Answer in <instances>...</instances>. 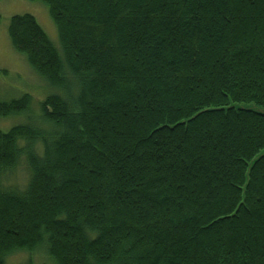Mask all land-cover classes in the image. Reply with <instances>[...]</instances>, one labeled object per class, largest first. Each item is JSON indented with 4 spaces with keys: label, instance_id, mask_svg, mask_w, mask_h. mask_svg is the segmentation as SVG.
<instances>
[{
    "label": "trees",
    "instance_id": "trees-1",
    "mask_svg": "<svg viewBox=\"0 0 264 264\" xmlns=\"http://www.w3.org/2000/svg\"><path fill=\"white\" fill-rule=\"evenodd\" d=\"M42 1L62 51L8 35L61 92L0 130V264H264V0Z\"/></svg>",
    "mask_w": 264,
    "mask_h": 264
},
{
    "label": "rangeland",
    "instance_id": "rangeland-1",
    "mask_svg": "<svg viewBox=\"0 0 264 264\" xmlns=\"http://www.w3.org/2000/svg\"><path fill=\"white\" fill-rule=\"evenodd\" d=\"M33 15L57 47L61 49L59 35L48 6L42 0H0V100L18 98L29 94L32 102L25 114L0 117V130L8 131L15 125L36 120L41 123L40 103L50 94L61 91L52 87L30 66L23 52L16 50L9 38L8 27L14 15ZM62 51V49H61ZM14 173V172H13ZM27 176L25 166L13 174V182H22ZM44 248L34 252H16L7 259V264H42Z\"/></svg>",
    "mask_w": 264,
    "mask_h": 264
},
{
    "label": "water",
    "instance_id": "water-1",
    "mask_svg": "<svg viewBox=\"0 0 264 264\" xmlns=\"http://www.w3.org/2000/svg\"><path fill=\"white\" fill-rule=\"evenodd\" d=\"M241 108H245V109H247V110H255V111H258V112L264 114V110H263V109H259V108L255 107L254 105H250V106H241ZM262 155H264V151H263L258 157H260V156H262ZM254 161H255V160H254ZM254 161H253V162H254ZM253 162L251 163V166H252ZM251 166H250V168H251Z\"/></svg>",
    "mask_w": 264,
    "mask_h": 264
}]
</instances>
